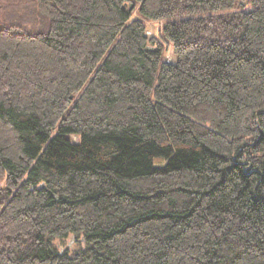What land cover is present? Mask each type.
Returning a JSON list of instances; mask_svg holds the SVG:
<instances>
[{"label":"trees","instance_id":"obj_1","mask_svg":"<svg viewBox=\"0 0 264 264\" xmlns=\"http://www.w3.org/2000/svg\"><path fill=\"white\" fill-rule=\"evenodd\" d=\"M0 264H264V0H0Z\"/></svg>","mask_w":264,"mask_h":264},{"label":"rangeland","instance_id":"obj_2","mask_svg":"<svg viewBox=\"0 0 264 264\" xmlns=\"http://www.w3.org/2000/svg\"><path fill=\"white\" fill-rule=\"evenodd\" d=\"M239 2H243V0H239ZM162 26V21H153L148 22V33L149 34H157ZM174 54L172 51V47H169L167 53L165 54V59L168 61H174Z\"/></svg>","mask_w":264,"mask_h":264}]
</instances>
